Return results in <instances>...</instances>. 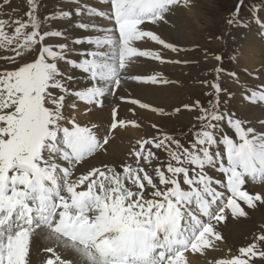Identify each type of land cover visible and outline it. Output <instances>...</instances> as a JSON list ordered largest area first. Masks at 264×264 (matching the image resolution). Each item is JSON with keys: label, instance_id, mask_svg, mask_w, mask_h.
Returning a JSON list of instances; mask_svg holds the SVG:
<instances>
[{"label": "snow or ice", "instance_id": "1", "mask_svg": "<svg viewBox=\"0 0 264 264\" xmlns=\"http://www.w3.org/2000/svg\"><path fill=\"white\" fill-rule=\"evenodd\" d=\"M10 2L3 0L0 8ZM67 2L76 8L57 7L41 17V0H27L26 19H0V53H8L0 60L16 65L0 70V264H31L30 249L37 240L51 254L44 264H190L188 254L221 251L224 237L217 226L229 214L247 217L242 204L249 209L264 205V190L246 188L249 182L264 185V131L222 109L221 95L231 98L232 93L222 87L221 74L237 80L238 74L215 67L213 81L202 82L213 90L210 106L199 101L183 105L198 113L190 139L187 133L178 139L149 121L156 132L135 141L128 154L132 163L89 166L90 158L107 151L117 130L142 127L148 119L142 111L166 113L138 97L119 95L132 106V115L121 117L119 105L112 107L100 135L99 125L82 126L65 115L68 98L84 103L87 111L102 110L106 97L117 96L129 83L176 86L155 69L151 74L134 69L143 58L188 63L166 59L164 51L179 57L185 49L148 26L168 25L176 9L194 5L192 0H97L107 6L100 8ZM245 8L247 18L241 16ZM73 11L89 20L76 24L81 31L99 34L47 43L68 39L50 25L72 19ZM97 18L107 25L97 24ZM226 23L255 25L264 37V0H237ZM145 38L160 48L142 49L137 42ZM84 44L89 47L73 46ZM214 58L223 60L222 55ZM61 65L83 75L84 86L71 88L68 81L74 77ZM244 93L250 103L264 104V84L246 85ZM225 125L234 135L224 131ZM257 258L264 264V226L235 254L213 257L208 264H257Z\"/></svg>", "mask_w": 264, "mask_h": 264}, {"label": "rangeland", "instance_id": "2", "mask_svg": "<svg viewBox=\"0 0 264 264\" xmlns=\"http://www.w3.org/2000/svg\"><path fill=\"white\" fill-rule=\"evenodd\" d=\"M59 1H62V2H59ZM65 1L67 0H41V8H40L41 17H43L44 15L51 14L54 11V9H56L57 7L64 8V9L66 8L71 9L74 7V5L75 7L77 6L74 3H73V6H71L72 3H69L67 5ZM234 1L236 0H200L201 3H197L199 4L197 6L202 7V9L207 8L208 10L207 15H205L206 22L201 21L200 24L197 22V25L196 23L186 24L185 21H183L184 19L183 16H181L180 23L182 24V26L180 27V29L177 26H175L174 28L173 27L170 28L172 31H174L175 36H173L174 39H169L168 40L169 42H171L170 40H172L179 46L183 47L184 49H185V46H190V45H193V46L196 45L197 47H200V48L195 49V48L188 47L187 49H185L184 52L179 54V57H177V54L171 53L170 51L163 52L166 59L179 58L180 60L188 61V63L183 64L184 66H179V65L170 64V63L159 64L157 62L158 65H156L157 67H155L154 69L159 71L161 75H164L169 79L177 81L178 84L174 87H168V89H160V92L159 90H155L157 92V95H159V97L157 98L154 97L152 98L153 100L150 99L147 102L151 103L153 106L163 108L166 115H160L157 113V114H154L156 116L154 117L151 114L152 116L151 118H156V120L155 121L146 120L142 131L145 128L149 129V127H151V124L149 121H152V122H155L162 131H166L170 134H173L178 139H184L183 134L185 133L188 134L187 136L188 139L191 138L190 129L192 128L194 124L198 126V122L194 119V117L198 113L195 111H188V110L183 109V105L184 104L191 105V104H194L196 101H199L201 103L199 99H203V104H204L205 99H206L205 95L208 92L213 91L211 88L205 87L204 84L202 83L203 81H208L209 83H211L213 79L215 78V72L213 71V69L215 67H218V62L214 58L215 56L210 55L208 52H219L226 56L229 55L228 57L229 59L226 58L223 61V64H221L220 66H222L224 69L228 71L235 72V67L237 65L236 58L239 57V54H240L239 52L240 46L238 42L240 41L241 38L244 37L246 27L237 28L235 26H229L226 23L227 19L229 18L230 12L234 8L233 7ZM2 3H3V0H0V4ZM82 3H87V4L94 5L100 8H103L104 6L103 4H98L97 0H87L86 2L85 0H83ZM27 11H28L27 0H11L10 4L5 5L4 7L0 8V19H26L25 14ZM170 16L171 15H169V17ZM241 16L246 17V18L249 16V12L247 8H245L241 12ZM62 20H65V19H62ZM83 22H85L84 17H83ZM68 23L66 22L67 27L69 28ZM96 23L97 24L101 23L99 25H103L102 24L103 20L97 18ZM51 24L52 25H50V27L52 28L53 22ZM9 31H11V29H9ZM257 36L260 39H262V37L259 34ZM217 37H221V39H218ZM67 38L69 40L59 39L60 40L59 43L71 41L73 39V32H70V34L67 35ZM46 42L51 43L47 40ZM167 53L169 54L168 57L166 56ZM4 54H8V53H4ZM233 57H235V59H233ZM32 58L33 57L31 56L27 57L29 61ZM0 64H1L0 70L6 69V68L12 69L16 67L15 64L9 63L4 60H0ZM141 64H139L138 66H140ZM61 67L64 68L65 65H61ZM241 68L243 70L247 69V71H250L248 70L249 69L248 67H240L237 71V74L244 72V71H241L242 70ZM229 78L231 77H228L224 75L223 73L221 74L222 87L227 89L228 92L232 93L231 98H229L227 94L221 95L222 109L228 111L230 114H233L234 118H239V119L250 122V119L244 115V113L247 114L246 109L241 108V111H242L241 112L240 110L238 111L237 109L232 110L228 106V103L232 105L234 104L233 101H234V98L236 97L234 88L230 87V84H232V82L228 81ZM111 99H112L111 96L107 97V101H110ZM194 99H196V101ZM225 100L228 101L226 105L223 104V101ZM242 102L243 100H241L238 103H240L241 105ZM255 104L260 107H264L257 103ZM106 107L107 109H109L110 105H107ZM177 107L181 108V111L179 113H176L174 111V109ZM184 114H189V115L187 117ZM228 129L229 128L225 125L224 131L226 133L228 132ZM120 131H123V130H120ZM155 132H156L155 129L150 128V130H147L143 133L141 138H147L148 135L155 134ZM133 141H136V139H133ZM130 151L131 150L129 149V151L125 153L123 159L120 162L118 161V163H116L115 166H119L120 164H123V163H132L133 162L132 157L128 155ZM159 155L162 158L165 157V154L162 152L159 153ZM245 207L247 210L249 209L247 208V206ZM249 210H252V209H249ZM256 210H258L261 218L256 217L252 213L248 214L247 217L240 218L243 220V226L245 227L246 230H248L247 231L248 233L245 235L241 243H239L240 241H238L233 244V250L232 252L228 251V255L235 254L237 249L240 246H244L247 243H249L253 239L254 235L257 234L258 230L262 226H264V223H263L264 222V206L260 205ZM257 220H261L260 221L261 223H259ZM230 243H232V241ZM188 257H189V254H188ZM257 264H262L259 258H257Z\"/></svg>", "mask_w": 264, "mask_h": 264}, {"label": "bare ground", "instance_id": "3", "mask_svg": "<svg viewBox=\"0 0 264 264\" xmlns=\"http://www.w3.org/2000/svg\"><path fill=\"white\" fill-rule=\"evenodd\" d=\"M86 1L87 0H85V2ZM59 2H62V1H59ZM81 2H83V0H81ZM65 3L67 5L69 4V2L67 1H65ZM197 3H201L200 0L196 1L195 3H192L194 6L188 9H184V8L176 9L174 14H171V16L168 18L170 21V24L168 25H165V24L149 25L148 27L151 30L155 31L157 34H160L166 40L174 39L173 36H175V33L170 28L171 27L174 28L175 26H177L180 29V27L182 26V24L180 23L181 16H183L184 18L183 21H185L186 24L196 23L197 25V22L199 24L201 21L206 22L205 15H207L208 10L207 8L202 9V7L200 6L198 7L197 5L199 4ZM71 6H73V3ZM106 7H107L106 5L103 6V8H106ZM75 8L76 7L74 5V7L69 10H74ZM84 18H85V23H88L89 22L88 18L87 17H84ZM81 20L83 22V18L77 16L75 12L73 11L72 19L70 20L69 19H65V20L58 19L56 21H53L52 28L54 30L59 29L67 33L66 35H69L70 32H73V39L83 38L86 35H91V34L92 35L99 34V33H90V32L86 33L84 31H81L76 26V24L80 22ZM66 22L67 23L69 22L68 23L69 28L67 27ZM102 24L106 26L107 21L103 20ZM256 29L257 28L255 25L251 27H246L244 37L241 38L240 41L238 42L240 46L239 47L240 54H239V57L236 58L237 65L235 67V72L237 73L240 67H248L249 68L248 70L250 71H244L242 73H239L238 82L236 84L235 83L230 84V87H233L235 90L236 97L234 98V101H233L234 104L233 105L228 104V106L232 110L237 109L238 111L239 110L241 111V108L246 109L247 114L244 113V115L250 119V124L248 126H253L256 128L258 132H262L264 131V125H262L260 121L264 120V107H260L256 104L252 105V104L246 103L243 99L245 98L244 89L246 85L252 86L253 84H256V82H258V84H264V41H263L264 37L260 39L257 36L258 31H256ZM59 39H64V38H49L47 41L51 43L52 42L59 43L60 41ZM170 41L174 42L172 40ZM137 45L141 47L142 49L153 50L152 47H149L147 38H145L144 41L137 42ZM73 46L79 50L89 47V46H86V44L73 45ZM4 55H7V54H4ZM75 58L78 59L79 57L76 56ZM142 61L143 63L140 66L137 65L135 67L134 70L136 72L150 73V70H153L155 67H157L156 64L153 62H149L145 60H142ZM65 67L64 69L66 71V74L74 77V79H72L71 81H68L70 87L73 89H79L83 87L84 84L86 83L85 77L81 75L78 71H74L71 68H67V67L65 68ZM252 75L259 76V80L255 82L254 79H252ZM160 89H168V87L151 89V88L138 87L136 83H129L128 85H126L125 87H122L119 90L117 96L110 95L112 97L110 101H107V97H106L105 102H104L105 106L102 110L92 107L91 111H87L86 105L82 102L76 101L75 97H69L68 104L65 109V115L68 116L69 118L74 117L76 121L80 123L82 126L83 125L91 126L92 124L99 125L100 126L99 133L100 135H103L105 132V128L107 127L108 120L110 118V112H111L112 107L119 105V112H120L121 117H127V116L132 115L128 111V109L132 106L128 103L120 101L118 99L119 95H125V96H129L132 98L138 97L142 101L147 102L150 99L153 100L152 98L154 97L155 98L159 97V95H157V92L155 90H159L160 92ZM241 100H243V102L240 105V103L238 102H240ZM73 102H75L76 104L75 108L71 106ZM257 104L261 105L260 103H257ZM107 105H110L109 109H107L106 107ZM137 111H141V110L137 108ZM151 114L154 117H156L151 112H148L146 110L142 111V115L148 117L147 121L148 120L155 121L156 118H151L152 117ZM184 115L188 117L189 114H184ZM145 122L146 120L142 122V127L140 129H136L132 126H129L126 130H123V131L118 130L115 133V137L111 138L109 144L105 146L107 151L101 150L94 158H90L89 166H95V167L102 168L103 165H115L116 163H118V161L120 162L123 159L125 153L129 151V149L131 150L132 147L134 146L135 141H133V139H136V140L140 139L145 131L150 130L148 128H145L142 131ZM127 132H129L130 134ZM246 188L251 192L262 191L264 190V185L253 184L249 182L246 185ZM242 206L244 205L242 204ZM258 207H256V209ZM256 209L254 210L248 209L247 213L248 214L252 213L256 217L261 218L258 210ZM257 221L261 223L260 222L261 220H257ZM217 227L224 237V242L220 245L221 251L209 252L207 256H201L200 254H189L188 259L190 261V264H208V260L212 259L213 257L223 258L225 255H228L229 250H231L232 252L233 244L238 241H240L239 243H241L245 235L248 233L247 232L248 230H246L245 227L243 226V220L240 218H233L230 214L227 220L220 223ZM231 241L232 243H230ZM44 246H45V243L42 240H37L32 244L31 249H30L31 264H44V261L46 260V258L51 255L50 253H45L42 250Z\"/></svg>", "mask_w": 264, "mask_h": 264}]
</instances>
